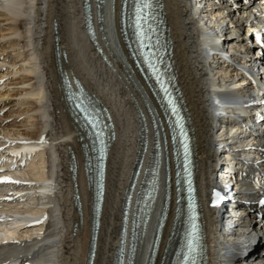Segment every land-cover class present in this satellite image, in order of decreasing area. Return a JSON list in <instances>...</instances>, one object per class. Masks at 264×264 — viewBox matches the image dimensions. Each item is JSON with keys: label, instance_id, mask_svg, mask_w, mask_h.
<instances>
[{"label": "bare ground", "instance_id": "6f19581e", "mask_svg": "<svg viewBox=\"0 0 264 264\" xmlns=\"http://www.w3.org/2000/svg\"><path fill=\"white\" fill-rule=\"evenodd\" d=\"M91 1L94 10L95 2ZM164 1L174 41L179 84L185 93L196 131L200 186L206 191L207 188L210 189V181L215 177L214 171L219 165V154L212 147L216 114L224 113L219 110L223 109L233 113L231 115L234 119L241 117L246 108H227L225 104L235 96L239 97L238 93L243 88L247 90V101L257 92L255 87L248 89L249 80L244 78L241 71L245 64L233 61V65L229 66L221 57L210 56L211 48H216L212 47L213 40L218 38L214 35L220 31L229 33L231 30L237 33L243 26L240 20H244L240 16L236 19L231 11L221 10L215 3L213 6L207 1L206 4L196 0ZM83 4L84 0H57L55 4H51L50 0H0V17L12 22V34L26 39H22L24 42L20 39L14 41L12 47H19L20 50L13 48L14 53L10 60L8 57L1 59V67L9 63L15 69L13 74L21 76L15 84L22 87L9 89L6 96L11 95L12 91H16L18 96L28 95L30 98L21 101L27 104L23 113H27V123L31 120L29 124L33 126L35 123L32 120L37 119V126H40L37 130L6 127L2 131V136L12 139L21 134L28 135L35 144L21 154V158L16 156V165L26 163V168L20 172V179L33 182L22 193L25 194L23 200L26 201H21L16 206L22 213L31 215V218L16 223L7 219L0 220V229L9 234L0 239V261L17 257L15 264H23L25 261L28 264L88 262L94 217L93 188L85 171L86 148L82 146L85 141L79 139L84 132L79 121L72 115L64 93V69L74 88L75 76L85 84L88 92L95 93L109 107L116 124V139L107 162L105 200L94 264H116L126 189L142 150L143 134H146V130L142 128L150 129L151 132L135 195L140 189L143 169L149 164L153 148L152 123L159 125V117L164 121L156 99L136 68L126 46L125 37H129V33L124 35L121 30V0H106L103 4V30L98 29L96 12L93 15L98 49L85 30ZM20 19L24 20V31L20 30ZM80 21L84 29L79 28ZM54 22L60 38L59 44L66 56L56 53ZM4 31L0 30V39L5 37ZM243 43L248 50L249 42L245 37ZM229 48L231 51H240L233 44H229ZM4 50L0 49V55ZM11 70L1 72L0 79L4 80ZM4 95L5 92L0 90V99ZM225 130L229 131L226 142L231 147L238 145L237 140L241 147H250L255 143L244 139L246 131L241 126L234 127L231 123ZM168 148L171 151V146ZM72 151L76 155V181L81 196V209H78L74 199V179L70 168L74 163L71 158ZM236 151L249 155L243 149L241 152ZM229 156L228 154L225 158L226 164H229ZM252 165L255 163L252 162ZM249 168L250 163L245 161L241 169L248 171ZM252 179L245 178L242 182L237 177L243 183L238 190L243 194H253L256 184ZM174 188L173 185L172 209L163 229L155 264H168L178 242L180 229L175 217L177 204ZM15 189L12 194L18 196L19 191ZM17 200L18 198L13 201L0 198V216L7 217L8 213L4 209ZM163 206L164 191H161L149 224L141 229L142 240L138 246L135 264H149ZM205 213L208 242L212 246L210 264H230L231 256H236L233 255L236 251L233 248L237 243L244 242L241 240L242 234L233 240V234H221L220 238L216 234V228L214 230L212 226L216 211L206 204ZM245 221L247 225L250 224L248 219ZM129 227L130 222L124 247V264L129 254Z\"/></svg>", "mask_w": 264, "mask_h": 264}, {"label": "snow or ice", "instance_id": "6c2138e0", "mask_svg": "<svg viewBox=\"0 0 264 264\" xmlns=\"http://www.w3.org/2000/svg\"><path fill=\"white\" fill-rule=\"evenodd\" d=\"M153 4L152 0H135V18H134V24H135V32L138 40L140 41L141 48L145 47L144 41L145 39L150 40L151 36L148 31L145 30V25H147L148 29H151L153 32L155 31L152 29V25L147 23L148 17L150 16V12L148 10L152 9ZM158 43V41H157ZM148 47H152L151 44L147 45ZM155 55L154 53H150L148 57H145V63L148 64V66L152 69V72L156 78L157 83L160 85L161 90L166 94V96H170V93L168 92V88L165 86V82L162 79L161 73L159 68L156 64L152 63L151 57ZM159 59V57H157ZM168 105L171 108L172 113L175 115L177 114V108L175 107L174 102L171 99H168ZM77 107H79L83 113L85 114V123L92 126L93 129H96L99 126V122L97 119L94 118V113L89 111V108L87 105L84 104L83 101H81ZM176 127L180 130V136L183 138L180 142L184 147V155H185V171L187 172V157H188V145H187V138L184 133L183 125L181 123V120L178 118L175 122ZM97 139L100 140L101 143V159H103V153H104V145L102 140V133L97 132ZM43 142V138H42ZM102 171V166H101ZM7 178H5L6 180ZM191 185L189 183V193H191ZM214 200L213 203L215 205L217 199H220V194L218 192H214ZM259 203L261 205H264V199L260 200ZM193 208L192 199L190 197L189 199V209L191 210ZM192 223L190 230L186 231V248L187 250L183 252V262L182 264H197L196 259V252H197V241L199 239L197 232V225L195 224V216L192 215L190 217Z\"/></svg>", "mask_w": 264, "mask_h": 264}, {"label": "rangeland", "instance_id": "374dc122", "mask_svg": "<svg viewBox=\"0 0 264 264\" xmlns=\"http://www.w3.org/2000/svg\"><path fill=\"white\" fill-rule=\"evenodd\" d=\"M54 1L56 3L57 0H50L51 4H55ZM1 11L2 10L0 9V12ZM19 23L22 26V27H20V28H22L20 30L24 31V29H25L24 26H23L24 20L20 19L18 24ZM11 24H12V22L10 20H5V17H3V16L0 17V30H2V29L5 30L4 31L5 32V37L3 39H0V49L1 48L5 49L0 55V62H1V59H3V57H4V59H7L5 57H8L9 60H10L12 53H14L13 48L16 49V50H20L19 47H12V44H14L15 40H19V39L21 41H23V40L25 41L26 40L22 36L21 37L20 36H16L15 34L11 33L12 32V31H10L11 30V27H10ZM8 46H11V47H8ZM19 64H21V62L18 63L17 65H19ZM6 67L8 69H5ZM4 69L6 71L10 70V69H12V70H11L10 73H8L4 77V80L0 79V84H1L0 85V90L5 92V95L3 96V98L0 99V135H2V131L6 127L16 128V129L18 128V129H21V130H25V129H28V128H30L32 130H37V127L39 129L40 126H37L38 120L37 119L36 120H32V122L35 123L32 126L31 124H29L31 120L27 123V120H26L27 113H23L24 110L27 108V104H23V103H21V101L24 98H30V97L28 95H26V94H22V95L18 96V95L15 94L16 91H14V92L12 91L11 95L6 96L8 94L9 89L10 90H12V89L16 90V89L21 88L22 85L15 84L16 80L21 78V76L19 74H16V75L13 74V72L15 71L14 67L10 66L9 63H6L3 67L0 66V73L4 72L5 71ZM20 74H23V73H20ZM32 108H34V107L32 106ZM37 113H39V112H37ZM28 126H30V127H28ZM42 129L43 128H41V130ZM113 170H115V168H113ZM211 250H212V246H211Z\"/></svg>", "mask_w": 264, "mask_h": 264}, {"label": "water", "instance_id": "95a60500", "mask_svg": "<svg viewBox=\"0 0 264 264\" xmlns=\"http://www.w3.org/2000/svg\"><path fill=\"white\" fill-rule=\"evenodd\" d=\"M96 1H97V6L99 8L98 9V18H99V21H100V29L103 30V28H104L103 27V13H102L101 9H102V6H103L105 0H96ZM55 32H56V35H55L54 40H55L56 48L58 50V54L60 55L61 53H63L64 55H66L65 51L62 50V48L60 47V44H59L60 38L57 35V26H56V23H55ZM68 83H69L70 88L72 90H74L72 84L70 83V80H68ZM167 116H168V114L165 113V118H167ZM167 120L168 121L169 120L171 121V119L169 117L167 118Z\"/></svg>", "mask_w": 264, "mask_h": 264}, {"label": "built area", "instance_id": "2783aa9c", "mask_svg": "<svg viewBox=\"0 0 264 264\" xmlns=\"http://www.w3.org/2000/svg\"><path fill=\"white\" fill-rule=\"evenodd\" d=\"M261 3H263V4H264V0H262V1H261Z\"/></svg>", "mask_w": 264, "mask_h": 264}]
</instances>
